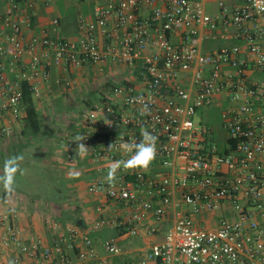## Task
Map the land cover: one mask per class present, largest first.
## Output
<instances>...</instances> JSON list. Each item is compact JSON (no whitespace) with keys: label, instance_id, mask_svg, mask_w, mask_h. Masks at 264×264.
I'll use <instances>...</instances> for the list:
<instances>
[{"label":"built area","instance_id":"1","mask_svg":"<svg viewBox=\"0 0 264 264\" xmlns=\"http://www.w3.org/2000/svg\"><path fill=\"white\" fill-rule=\"evenodd\" d=\"M40 1L0 0V140L22 134L25 90L41 99L53 70L126 67L130 78L89 109L79 132L100 174L87 191L124 214L101 217L91 228L136 236L149 224L157 235L158 223L170 217L163 239L132 264H264L263 91L249 79L264 73V0H239L232 10L224 0H104L94 19L80 18L75 39L52 34L59 17L38 21ZM209 2L219 14L207 12ZM207 38L237 43L206 53ZM223 99V125L234 144L220 151L206 121L194 117ZM145 128L158 137L155 160L147 170L121 169L114 184L106 183L110 164L128 158L121 140L139 142ZM19 216L13 207L0 217V242L18 250L0 264H110L106 255L123 253L114 238L98 245L90 232L58 221H50L52 245L25 242L13 223Z\"/></svg>","mask_w":264,"mask_h":264},{"label":"crops","instance_id":"2","mask_svg":"<svg viewBox=\"0 0 264 264\" xmlns=\"http://www.w3.org/2000/svg\"><path fill=\"white\" fill-rule=\"evenodd\" d=\"M94 1L98 3L103 2L104 0ZM224 2L228 9L232 10V8L239 2V0H224ZM206 10L208 13L216 15L219 14L220 7L216 2H209L206 4ZM56 17H59L60 25L58 29L52 28V34L56 36H62L67 39H75L76 36H68L64 34L62 29L60 30L62 19L58 14L56 0H41L38 5V21L42 24H49L51 20ZM88 19H94V15L92 18L90 17ZM100 39L102 40L101 37ZM176 40H178V38H176ZM205 41H213L215 43L213 45H204ZM236 43L237 41L234 39L216 40L207 38L202 41V50L207 53L223 46H233ZM104 67H109V69L115 67L116 71L118 72H121L123 70V68L119 69L118 66H115L113 64H86L80 69H73L68 73H62L61 71L55 69L52 71L51 79L46 84L43 93L45 92L46 95L50 93V98L59 97V99L63 98L66 101L69 100L68 102L80 100L86 104L88 109L94 108L96 104H99L95 103V87H93L92 85V83L95 84V70L102 72ZM251 75L252 73H250L249 76L250 81L258 82L257 80H253L252 78H250ZM128 78L130 77H126L124 79ZM61 87L64 92L65 89L67 90L65 92V95L59 93V89H61ZM111 87L110 89L106 90V92L104 91L102 93V100L100 99L101 102L104 100V95L111 90ZM35 101L37 100L35 99ZM221 101L222 103L220 105L215 106H227V102L225 99ZM257 102L259 109L264 110V96ZM76 125V130L73 132L70 138L64 140V137H61L60 133V137L59 139H57V145L54 146L57 151L62 153V156H60L58 161L60 162L59 165L61 167L62 173L68 180V185L63 196L66 199H75V202L70 203V207L68 209H65L68 211L63 212L67 213V218L63 220L64 222H61V224L63 226L76 225L82 233L90 232V235L93 237V239H95L98 245H100V243L106 238H114L118 241L119 244L120 242L124 243V246H122L123 253L118 256L106 255L101 249V254L107 256L110 264H132L134 262H138L142 258L144 250L149 246L151 242L160 241L163 239L164 234L171 222V218L168 217L164 221L158 223L160 232L157 235H150L148 233V229L150 227L149 224L144 225L140 233L136 236H131L126 233L122 234L110 227L103 228L102 230H93L91 227L93 223H95L99 218H113L116 216L123 217L124 214L123 210H115L112 203L108 201L105 196L99 193H89L87 191L88 186L91 183L95 182V180L100 177V174L95 171L96 164L92 158V151L90 150V147L86 146L88 150L83 156L77 155L76 149L78 147V142L74 141L73 139L78 135L80 136L79 132L86 126L85 118H83L82 120H77ZM23 130L21 132L22 134H18L15 138L4 141L0 140V145L4 144L11 149L10 145L12 144V141L21 138V136L23 135ZM2 152L3 151H1V153ZM1 153L0 165L3 162ZM69 157L73 158L75 161L70 162ZM77 173L78 175H76ZM16 192L20 193L19 191L15 190L13 193L9 194L6 197V192L4 191L3 193H1L0 191V217L2 216V213L10 212L11 208L13 207L19 209V219L13 220V223L18 227L20 235L25 240V242H30L32 239H37L42 241L44 245H52V240L54 237H57V235L55 231L48 229L43 222L41 223V219L39 216H41V212L44 210H39L37 204L38 201L41 200H35L34 202H32L34 206L29 202L27 209L23 210V206H19L17 204V200H15ZM103 204L105 205V207L99 209V207ZM78 220H81L79 225H77ZM4 232V227L0 226V234ZM16 250L17 249H15L12 245L0 242V258L5 262H8L15 255V253H18V250L17 252ZM69 253L72 257L76 256L75 249L70 250Z\"/></svg>","mask_w":264,"mask_h":264},{"label":"rangeland","instance_id":"3","mask_svg":"<svg viewBox=\"0 0 264 264\" xmlns=\"http://www.w3.org/2000/svg\"><path fill=\"white\" fill-rule=\"evenodd\" d=\"M96 4L97 3L94 0H87L82 2L77 0H56L58 14L62 19L60 30L62 29L64 34L68 36H77L80 18H92L94 15V7L96 6ZM214 43L215 42L213 41H205L204 45H213ZM122 68L123 70L121 72L116 71L115 67L112 69H109V67H104L102 72L95 70V84L92 83L93 87H95V103L101 102L102 93L110 89L112 85L122 81L125 76L130 77L129 73L125 69L126 67ZM250 78H252L253 80H257L260 83L263 93L259 99H262V97L264 96V73L260 71H254ZM66 91L67 90L65 89V92ZM65 92L63 91L62 87L61 89H59V93L65 95ZM49 95L50 93L46 95L44 92L42 98L38 99L36 102L37 108L41 113L42 122L46 126V129H51V133L46 136V138L42 137V141L36 144V146L29 148V150H25L26 153L43 157L42 160L36 159L34 161V163L36 162L39 166H42V164L49 165L50 162L54 163L60 158V156H62V153L54 148V146L57 145L56 143L57 139H59L60 137V133L61 137H64V140L70 138L73 132L76 130L75 128L77 127V120H82L83 118H85L89 111L86 104L80 100L68 102L69 100L66 101L63 98H60V100L59 97L50 98ZM224 108L225 106H211L208 108H204L201 109L199 113L194 117V121L196 124L200 123L202 119L206 121V123L212 130L213 140L217 144L220 151H223L225 149L228 139V134L224 128L222 120V110ZM47 131L49 132L50 130ZM22 138H24L23 135L21 136V139ZM9 149L10 148H8L4 144L0 145V153L1 151L7 153ZM28 158L29 155L24 157V159ZM1 167L2 166L0 165V168ZM58 170L61 174H63L60 167H58ZM0 191L1 193L4 192L2 186H0ZM15 196L17 204L19 206H23V210L27 209L29 202L33 205V203L26 195H24V193L16 192ZM74 200L75 199L73 198H63L58 203L38 201V209L44 210L41 212V216H39L41 219V223L43 222L48 229L53 230L50 226V221H58L60 223L64 222L63 220L67 218V213L63 212L68 211L65 209H68L70 207L69 204L74 203ZM120 244L121 247L124 246V243L120 242Z\"/></svg>","mask_w":264,"mask_h":264},{"label":"trees","instance_id":"4","mask_svg":"<svg viewBox=\"0 0 264 264\" xmlns=\"http://www.w3.org/2000/svg\"><path fill=\"white\" fill-rule=\"evenodd\" d=\"M24 100L27 115L23 130L24 138L12 141L11 149L7 153L2 152L1 158L4 161L6 157L13 154H23L24 157L29 155V158L24 159L22 163V167L26 170L25 175H17L16 177V190L24 193L31 202L41 200L43 202L58 203L64 198L63 194H65L68 180L58 170V167H60L58 160L54 163L50 162L49 165L42 164V166H39L34 161L36 159L42 160L43 157L25 152V150H29V148L40 143L42 137L46 138L51 133V130L49 132L46 130L36 101L28 89L25 90ZM228 144H234V141L229 139L227 140ZM8 195L6 193V197Z\"/></svg>","mask_w":264,"mask_h":264},{"label":"clouds","instance_id":"5","mask_svg":"<svg viewBox=\"0 0 264 264\" xmlns=\"http://www.w3.org/2000/svg\"><path fill=\"white\" fill-rule=\"evenodd\" d=\"M130 102H137L136 98H132ZM141 110L145 114L150 112L147 104H144ZM105 123L108 124L110 122L105 120ZM84 139L86 138L79 135L73 139L78 142L77 155L83 156L88 150L83 143H80ZM157 142L158 137L146 128L141 130V140L139 142L124 141L122 139L119 147L128 158L114 160L110 164L104 178L106 183L109 185L114 184L117 179V172L121 169L125 171L147 170L157 156ZM113 146V144H110L108 149L110 150ZM23 161V154L10 155L3 161L2 168H0V186L8 194L16 190L17 175H25L26 170L22 167Z\"/></svg>","mask_w":264,"mask_h":264},{"label":"water","instance_id":"6","mask_svg":"<svg viewBox=\"0 0 264 264\" xmlns=\"http://www.w3.org/2000/svg\"><path fill=\"white\" fill-rule=\"evenodd\" d=\"M80 222H81V220H78V221H77V225H79V224H80Z\"/></svg>","mask_w":264,"mask_h":264}]
</instances>
